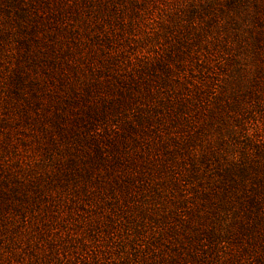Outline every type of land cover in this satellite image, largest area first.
I'll list each match as a JSON object with an SVG mask.
<instances>
[{"label": "trees", "instance_id": "1", "mask_svg": "<svg viewBox=\"0 0 264 264\" xmlns=\"http://www.w3.org/2000/svg\"><path fill=\"white\" fill-rule=\"evenodd\" d=\"M47 1L0 0V51L23 33L34 41L36 19L49 15ZM51 2L59 11L50 18L66 10ZM92 2L117 37L156 22L160 29L149 31L168 45L152 58L140 56L129 73H111L105 88L115 95L72 118L93 143L98 163L89 165L133 170L117 179H147L152 205L166 200L172 207L160 219L179 223L165 231L183 238L166 264L197 263L240 231L255 237L262 228L264 239V0H83ZM5 76L15 97L42 104L40 84L27 70L17 65ZM50 120L62 131L66 116ZM98 126L101 132L88 133Z\"/></svg>", "mask_w": 264, "mask_h": 264}, {"label": "rangeland", "instance_id": "2", "mask_svg": "<svg viewBox=\"0 0 264 264\" xmlns=\"http://www.w3.org/2000/svg\"><path fill=\"white\" fill-rule=\"evenodd\" d=\"M57 1L66 10L50 18L59 8L48 0L34 41L23 33L0 51V264H166L173 242L183 238L165 231L179 223L160 219L172 207L166 200L152 205L147 179H117L124 166H90L98 163L93 143L72 118L115 95L105 88L111 73H129L140 56L152 58L168 44L149 31L160 29L156 22L117 37L95 2ZM17 65L40 84L42 104L27 106L9 91L5 74ZM28 89L22 95L30 98ZM54 113L66 116L58 122L65 133L52 124ZM256 230L255 237L240 231L205 257L198 251L202 259L193 264H264L262 228Z\"/></svg>", "mask_w": 264, "mask_h": 264}]
</instances>
